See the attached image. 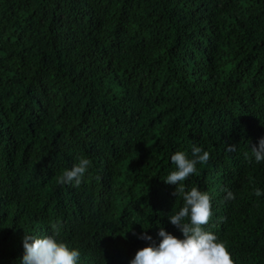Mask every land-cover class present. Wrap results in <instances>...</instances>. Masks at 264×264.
<instances>
[{
  "label": "trees",
  "instance_id": "1",
  "mask_svg": "<svg viewBox=\"0 0 264 264\" xmlns=\"http://www.w3.org/2000/svg\"><path fill=\"white\" fill-rule=\"evenodd\" d=\"M261 137L264 0H0V264L57 229L79 264H129L158 225L183 238L164 179L192 145L210 154L182 182L212 197L202 227L264 264ZM78 158L81 184L59 183Z\"/></svg>",
  "mask_w": 264,
  "mask_h": 264
},
{
  "label": "clouds",
  "instance_id": "2",
  "mask_svg": "<svg viewBox=\"0 0 264 264\" xmlns=\"http://www.w3.org/2000/svg\"><path fill=\"white\" fill-rule=\"evenodd\" d=\"M250 149L255 162H264V137ZM209 156L208 151L196 145L191 146L190 156L185 151H177L171 155L175 170L167 175L164 182L175 185L174 195L181 196L183 204L174 214L167 216V219L179 230L183 238L174 236L158 225L159 243L139 249L129 264H233L225 244L214 233L202 227L209 222L213 214L212 197L198 187L186 191L182 183L189 176L198 175L200 171L198 165L206 164ZM90 164L89 159L78 158L77 163L63 171L58 177V182L79 186ZM256 194L262 193L257 190ZM234 198L233 192L226 193V199ZM58 234L57 229L41 238L24 236L22 241L24 251L20 264H79L81 256L79 249L70 247L58 239ZM138 239L151 241L152 237L142 232Z\"/></svg>",
  "mask_w": 264,
  "mask_h": 264
}]
</instances>
